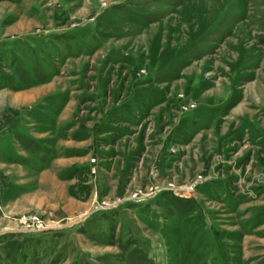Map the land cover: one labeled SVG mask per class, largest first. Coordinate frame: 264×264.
Returning a JSON list of instances; mask_svg holds the SVG:
<instances>
[{
	"label": "rangeland",
	"instance_id": "rangeland-1",
	"mask_svg": "<svg viewBox=\"0 0 264 264\" xmlns=\"http://www.w3.org/2000/svg\"><path fill=\"white\" fill-rule=\"evenodd\" d=\"M0 264H264V0H0Z\"/></svg>",
	"mask_w": 264,
	"mask_h": 264
},
{
	"label": "built area",
	"instance_id": "built-area-1",
	"mask_svg": "<svg viewBox=\"0 0 264 264\" xmlns=\"http://www.w3.org/2000/svg\"><path fill=\"white\" fill-rule=\"evenodd\" d=\"M19 229L17 230H6L0 231V236H5L7 234L15 233L17 231L20 234H32V233H41L45 230L46 225L43 224L42 219L39 216L34 217H23L18 221Z\"/></svg>",
	"mask_w": 264,
	"mask_h": 264
},
{
	"label": "crops",
	"instance_id": "crops-1",
	"mask_svg": "<svg viewBox=\"0 0 264 264\" xmlns=\"http://www.w3.org/2000/svg\"><path fill=\"white\" fill-rule=\"evenodd\" d=\"M1 201V200H0ZM3 205L0 204V207H2ZM3 207H9V206H3ZM2 207V208H3ZM1 237V236H0ZM3 240L0 238V242H2Z\"/></svg>",
	"mask_w": 264,
	"mask_h": 264
}]
</instances>
